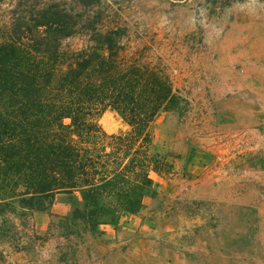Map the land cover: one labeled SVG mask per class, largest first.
I'll list each match as a JSON object with an SVG mask.
<instances>
[{
	"label": "rangeland",
	"instance_id": "374dc122",
	"mask_svg": "<svg viewBox=\"0 0 264 264\" xmlns=\"http://www.w3.org/2000/svg\"><path fill=\"white\" fill-rule=\"evenodd\" d=\"M45 1L119 24L123 44L163 62L186 107L151 125L152 152L172 167L149 172L137 215L68 235L72 206L59 197L35 234L11 217L0 264H264V0ZM97 122L107 134L131 130L110 110Z\"/></svg>",
	"mask_w": 264,
	"mask_h": 264
},
{
	"label": "trees",
	"instance_id": "16d2710c",
	"mask_svg": "<svg viewBox=\"0 0 264 264\" xmlns=\"http://www.w3.org/2000/svg\"><path fill=\"white\" fill-rule=\"evenodd\" d=\"M92 14L45 0L0 8L2 236L11 217L35 234V217L51 213L59 197L72 206L61 218L66 234H94L122 212L139 213L152 192L150 171L171 173L152 152L150 128L186 102L160 59L145 46L132 51L126 30ZM108 110L131 130L107 134L97 117Z\"/></svg>",
	"mask_w": 264,
	"mask_h": 264
}]
</instances>
